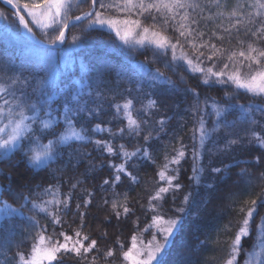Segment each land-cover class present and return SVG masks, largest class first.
Here are the masks:
<instances>
[{
  "label": "snow or ice",
  "instance_id": "6c2138e0",
  "mask_svg": "<svg viewBox=\"0 0 264 264\" xmlns=\"http://www.w3.org/2000/svg\"><path fill=\"white\" fill-rule=\"evenodd\" d=\"M4 3L15 10L13 20L18 25L17 31L27 33L33 40L36 37L30 24L41 31L43 39L36 42L47 44L48 47L42 49L45 55L39 63L48 69L54 67L55 46L65 42L66 30L87 21L84 31L107 29L125 44L134 42L142 48H152L154 56H166L171 50V61L165 60L164 64L173 72L178 67L186 66L185 70L200 73L205 85L212 83V78L218 84L234 85L233 92H225L223 103L214 98L209 103L207 97L201 101L196 88L183 90L185 96L191 94L193 97V103L189 106L193 118V128L190 130L191 174L187 177V186L180 182L179 166L187 158L189 145L177 138L179 147L172 149L175 154L171 157L165 155V162L157 172L162 183L148 197V211L157 213L162 205L156 202L165 201L167 194L172 193L175 204L176 194L183 192L180 205L174 209L180 215L165 219L164 215L154 214L151 223L142 230L155 229L152 239L144 244L134 234L131 246L122 252L123 261L127 264H167L169 247L178 234L183 216L190 212L196 189L203 186L215 190L216 183L231 178V165L224 163L223 157L233 156L237 149L249 153L257 148L264 149V121L253 117L257 111L264 115V0H235L230 11L222 10L226 7L222 0H27L24 3L21 0H4ZM84 4L88 5L87 11L71 15ZM206 11L208 14L203 15ZM119 14L125 15L121 18ZM0 18H6L5 13L0 12ZM217 18H221L219 24H215ZM225 19L228 21L227 26ZM145 21H149L148 26H145ZM209 22L215 27L211 35L204 39L206 31L202 29H207ZM158 27L161 30H156ZM169 29L176 34L175 42L173 37L165 34ZM50 32L58 34L50 36ZM225 37L229 44L235 38L239 48L224 47ZM77 39L73 37V44ZM214 41L221 43L218 45ZM185 44L191 48V56L185 50ZM206 62H211L210 66H205ZM218 63H222V67L216 70ZM138 69L141 75L135 85L138 92L143 91L144 85L149 89L167 85L173 93L178 87L159 70L152 71L144 64H140ZM179 82H184L183 75L179 77ZM50 86L56 90L50 91ZM84 87L88 88L87 92ZM103 88L102 76L87 86H77L76 81L72 80L56 84L47 75L39 78L35 68H25L14 76L0 78V164H6L9 169L5 174L4 169L0 168V177L8 180L7 185L0 183V238L4 241L0 243V255L5 257V264H64V260L69 257L77 264L85 261L95 264L99 258L93 256L91 261L88 260V254L93 249L99 251L97 240L92 239L85 244L90 237L82 235L87 213L80 209H87L91 200L83 199L82 204L77 203L73 211L71 202L79 199L75 189L81 181L78 177L74 183L69 180V190L63 192L60 181L52 182L51 165L59 164L60 167L54 171L61 174L65 169L75 170L89 154L81 152L74 145L91 144L98 153L122 159L119 164L108 162V168L113 173L110 179L103 181V185H117L121 181V174L136 183L138 178L126 167L128 161L137 156L151 159L150 149L155 151L152 131L143 136L144 145L132 152H128L123 144L118 146L117 151L112 139L92 138L90 133L108 132L115 138L123 137L126 132L129 136H140L142 132L141 123L132 115L134 100L127 97L123 98V103L109 105L115 110L116 116L123 114L122 118L127 121L124 128L113 133L111 128L102 127L101 123L87 126L103 114ZM241 91L251 98L247 104L239 103ZM151 95L156 93L146 95L147 103L142 104L145 114L176 103L168 95V88H159L156 99H152ZM86 96L88 99H85ZM90 102L95 107L90 108ZM233 113L239 114L238 120L228 119ZM208 117H212L211 126ZM143 123L147 124L148 121ZM156 124L159 125L157 131H163L167 126L165 118L159 119ZM240 124L245 127L239 128ZM205 158L208 160L207 165L202 163ZM214 158L219 160V166ZM262 162L264 152L255 156L252 162L245 161L256 166ZM97 166L104 165L90 161L86 172L95 171ZM235 175L237 181L249 185L252 182V174L247 167L241 168ZM259 179L264 180V169L260 170ZM5 192L14 201H19L18 207L2 198ZM33 195L37 199H33ZM87 195L91 197L92 193L88 192ZM108 203L104 201V204ZM119 208L123 209L125 215L131 212L127 203L120 204L117 199H113L112 209L117 219L121 215L117 210ZM24 209L34 215L26 216ZM69 213L74 217L78 215L81 224L74 236L61 231L59 236L63 237V241L46 236L44 233L47 229L41 228L37 220V215L43 214L51 219L53 225L62 224L63 216ZM238 214H243V219L230 240L224 264H240L242 252L244 264H264V191L240 205ZM17 218L26 220L30 227L39 228L40 231L33 237L30 254L17 251L14 256L7 257L6 249L11 247L9 236L17 232ZM224 230L231 231V225H225ZM158 236L160 239H157ZM246 240L252 241L247 248ZM16 247L19 249L20 244ZM113 255V250L109 249L104 257L107 259Z\"/></svg>",
  "mask_w": 264,
  "mask_h": 264
},
{
  "label": "trees",
  "instance_id": "16d2710c",
  "mask_svg": "<svg viewBox=\"0 0 264 264\" xmlns=\"http://www.w3.org/2000/svg\"><path fill=\"white\" fill-rule=\"evenodd\" d=\"M27 0H21V3ZM226 3V7L222 10L230 11L235 4V0H222ZM88 5H81L80 8L75 9L71 15H79L82 11H87ZM199 11V10H198ZM213 11H216L213 9ZM0 12L5 13L3 20L0 19L3 29L0 30V78L14 76L25 68H35V74L39 78L46 75L50 79H54L56 84L61 81L65 83L70 80L76 81L77 86H87L96 80L98 76L103 77L104 82V99L103 114L98 119H94L88 124V127L96 123H101L102 127L111 128L112 132H117L118 129L124 128L127 121L121 116L115 115V110L109 105L112 103H123V98L127 97L134 100V108L132 115L141 123L142 132L140 136H129L127 132L123 137H111L108 132H101L91 134L93 139L108 140L112 139L114 147L123 144L128 152H132L136 147L144 145L143 136L152 131L155 138L153 147L155 151H151L152 158L145 159L143 156H137L128 161L126 167L129 172L136 176L137 182L132 183L131 180L121 174V181L117 185L109 183L103 185L105 179H110L113 170L108 168V162L119 164L122 159L119 156H108L95 151L94 146L88 144L87 146L75 144L81 152L88 153L75 170L65 169L64 173H57L54 171L59 164L51 165L52 182H61L63 192H68L69 183H73L78 177L81 183L75 189V194L79 199H73L71 208L75 211L77 203H81L83 199H90L91 204L87 209L81 207L80 211H86L87 215L84 220L82 235L90 237L89 243L92 239L97 240V247L99 251L93 249L88 254V260L91 261L93 256L99 258L95 264H127L123 261L122 252L127 251L132 244V236L142 234L144 239L148 240L153 232L142 231L147 225L151 223L154 214L164 215V218L173 215H180L175 213V207L180 205L183 198V192L176 194L175 204H173L172 193L167 194L165 201L156 202L162 207L158 208L157 213L148 211V197L152 195L156 188L162 182H159L157 172L165 162V155L171 157L175 153L172 151L174 147H179L177 138L183 140V143L189 145V153L187 158L182 161L179 166L180 182L187 186V177L191 174L192 158H191V132L193 128V118L189 106L193 103L191 94L184 95L185 88H196L200 93V100L203 101L205 97L223 103L225 92H233L234 85L231 84H218L213 82L209 85L202 83V75L200 73H193L187 71L186 66L178 67L175 72L165 67L164 61H171V50L167 55L154 56L152 48H142L141 46H133L123 43L113 32L107 29H89L84 31V25L87 21L76 26H71L68 30L67 39L62 46L63 50L68 48V57L62 65L59 60L52 69H48L39 63V59L35 56L33 47L23 45H15L8 40L7 37L2 36L3 32L11 34H18V25L14 23L13 17L10 15V10L0 2ZM21 14H24L23 12ZM207 11L203 15H207ZM113 15H116L113 13ZM121 18L125 14H119ZM221 18L215 20V24H219ZM203 24V21L201 22ZM225 26L228 21L224 20ZM149 21H145V26H148ZM214 24L209 22L204 39L211 35ZM7 30V31H6ZM156 30H161L159 27ZM2 31V32H1ZM33 31L39 39H43L40 30L34 29ZM8 32L6 34H8ZM57 33H51L55 35ZM173 37L175 42V33L169 29L166 33ZM9 35V34H8ZM73 37H78L75 44H73ZM220 45V41H214ZM34 46V45H33ZM35 46V49L39 48ZM224 47L237 49L239 46L236 44V39L233 38L231 43H228V38L225 37ZM188 54L192 55V50L189 45H184ZM42 49V48H40ZM179 54V53H178ZM182 63V62H181ZM211 62H206L205 66H210ZM140 64L152 71L159 70L166 77H169L174 83L178 85L173 93L172 89L167 86H158L156 89H149L144 85L143 91L138 92L135 90L136 83L141 79L138 66ZM222 67V63L217 64L216 70ZM28 75L27 72L24 73ZM184 76V82H179V77ZM159 88H168V95L171 100L176 103L171 104L168 108H162L160 111L152 110L151 113L145 114L142 109V104L147 103L146 95L153 92L156 95H151L152 99H156L159 95ZM50 91H55L53 86H50ZM129 90L131 93L129 94ZM87 92L88 88L84 87ZM85 99H88L86 96ZM251 98L243 91L239 94V103L247 104ZM235 102V101H234ZM259 102V101H257ZM89 107H95V104L89 103ZM210 111V109H209ZM254 119L264 121V115L259 111L253 114ZM161 118L166 119V127L163 131H157L159 125L156 124ZM229 120H238L239 114L233 113L228 117ZM147 120L148 123L144 124L143 121ZM212 117H208V124L211 126ZM239 128H244V124H240ZM259 130V129H258ZM264 152V149H256L249 153L248 151L237 149L233 156L223 157L224 163L231 165V178H226L225 182L216 183L215 190H209L201 186L196 189V198L192 202V207L189 214L184 215L181 221V227L176 235L173 243L169 247L167 253V264H224L227 258L228 245L231 238L235 235L240 226V221L243 219V214H238L240 205L245 201L256 198L258 193L264 191V180L259 179L260 170L264 169V162L261 165H254V163H245V161L252 162L254 157ZM64 159H67V149L65 150ZM96 165L103 163V167L97 166L95 171H87L89 162ZM214 162L219 166V160L214 158ZM202 163L208 164L207 158ZM238 165V166H237ZM176 167V166H173ZM247 167L252 174L251 184H246L244 181H237L236 173L241 168ZM0 168L4 169L5 174L9 169L6 164H0ZM235 181V183H233ZM0 183L7 185L8 180L5 177H0ZM44 186H47L46 184ZM15 187V186H14ZM91 192L92 196L88 197L87 193ZM126 197V199H125ZM3 199L13 204L14 207L19 206V201H14L12 197L5 192ZM33 199H37L33 195ZM117 199L120 204L127 203L131 212L127 215L123 213V209H117L121 215L119 219L116 218L115 212L112 209V200ZM107 200L109 203L104 204ZM143 206V207H142ZM197 209L199 212L197 213ZM25 215L30 216L34 213L28 212L24 209ZM107 218V219H106ZM63 223L53 225L51 219L43 214L37 215V220L41 228H46L44 233L46 236H52L54 240L59 239L63 241V237L59 236L61 231L68 235L74 236L75 231L79 228L81 220L79 216H73L69 213L63 216ZM110 221V223L108 222ZM5 223H7L5 221ZM17 232L9 236L10 248L6 249L7 257H12L17 251L25 254H30L32 244L34 243L33 237L40 231L39 228H32L26 220L17 218ZM230 224L231 231H225L224 226ZM0 238V243H3ZM203 242V243H202ZM252 243L251 240L245 241V248ZM20 244L19 249L16 245ZM123 245V248H121ZM113 250V257L105 259L104 254L109 250ZM0 264H5V257L0 255ZM56 264V262H53ZM64 264H77L73 259L66 258ZM83 264H88L87 261ZM240 264H244L243 252L241 253Z\"/></svg>",
  "mask_w": 264,
  "mask_h": 264
},
{
  "label": "rangeland",
  "instance_id": "374dc122",
  "mask_svg": "<svg viewBox=\"0 0 264 264\" xmlns=\"http://www.w3.org/2000/svg\"><path fill=\"white\" fill-rule=\"evenodd\" d=\"M11 12V14L12 15H10L11 17H13V13H12V11H10ZM1 20H3V18H0ZM16 25H17V23H15ZM30 27H33L34 29H37V28H35L34 26H32L31 24H30ZM3 29V26H2V24H1V21H0V30H2ZM39 30V29H38ZM68 30H69V28H68ZM68 30L66 31V39H67V34H68ZM7 31V30H6ZM2 32V31H1ZM8 32V31H7ZM7 32H3V34H2V36H5V37H7L8 38V40L9 41H11L13 44H15V45H19V47L20 46H23V45H27V46H30V47H33V51H34V53H35V56H37V58L40 60V58L42 57V56H44L45 55V53L42 51V47H39V46H37V45H35V44H32V43H30V42H28V40L27 39H25L24 37H23V35H22V33H21V31H20V33H18V34H11V33H9L8 32V34H6ZM114 33V32H113ZM33 34L35 35V37L37 38V39H39L38 37H37V35L35 34V32L33 31ZM115 34V33H114ZM138 38V37H137ZM40 40V39H39ZM65 43V42H64ZM63 43V44H64ZM124 43V42H123ZM63 44L61 45V47L60 48H57V52L56 53H53V55L55 56V61H54V65L59 61V60H61L60 61V63L63 65L64 63H65V61L67 60V57H68V48L66 49V50H63L62 49V46H63ZM128 44H130V45H133V46H139V45H136L134 42H130V43H128ZM34 45V46H33ZM35 46H37V47H39V48H37V49H35ZM40 48H42V49H40ZM168 218V217H167ZM167 218H165V219H167ZM153 231H155V229H153ZM139 238H140V240H142L143 242H144V244H147V242L149 241V240H151L152 239V235H151V237L148 239V240H146V239H144V237L142 236V234H139V235H137ZM157 239H160V237L158 236L157 237ZM138 243V246H140L139 245V241L137 242Z\"/></svg>",
  "mask_w": 264,
  "mask_h": 264
},
{
  "label": "water",
  "instance_id": "95a60500",
  "mask_svg": "<svg viewBox=\"0 0 264 264\" xmlns=\"http://www.w3.org/2000/svg\"><path fill=\"white\" fill-rule=\"evenodd\" d=\"M0 2H1L4 6H6L10 11H12V13L14 14V11H15V10L11 9L9 5H7L6 3H4V0H0ZM69 28H70V27H69ZM67 30H68V29H67ZM67 30H66V31H67ZM21 33H22V32H21ZM22 35H23V37H24L25 39L28 40V42H30V43H32V44H35V45H37V46H39V47H42V48H46V47H48L47 44H44V45H40V44H38L36 41L39 40V39L36 38V40H33V39L31 38V36H29L27 33H22ZM55 47H56V49H57V48H60V47H61V44H57Z\"/></svg>",
  "mask_w": 264,
  "mask_h": 264
}]
</instances>
